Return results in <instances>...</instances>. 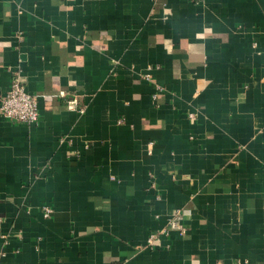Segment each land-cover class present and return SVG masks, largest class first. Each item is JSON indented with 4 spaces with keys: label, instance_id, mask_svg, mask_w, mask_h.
<instances>
[{
    "label": "crops",
    "instance_id": "1",
    "mask_svg": "<svg viewBox=\"0 0 264 264\" xmlns=\"http://www.w3.org/2000/svg\"><path fill=\"white\" fill-rule=\"evenodd\" d=\"M16 69L0 264H264V0H0Z\"/></svg>",
    "mask_w": 264,
    "mask_h": 264
},
{
    "label": "built area",
    "instance_id": "2",
    "mask_svg": "<svg viewBox=\"0 0 264 264\" xmlns=\"http://www.w3.org/2000/svg\"><path fill=\"white\" fill-rule=\"evenodd\" d=\"M74 104L75 99L70 101ZM84 111V109H80ZM0 116L8 119L11 122H23L27 124H35L39 119L38 96L30 93L26 89V78L22 74L21 69L14 70L11 78L9 89L0 98ZM123 120L119 119V123ZM43 215L49 217L53 211L49 205H43ZM183 212L177 210L172 214L169 225L158 232L157 236L161 234H168L171 231H178L180 234L186 232V227L183 223ZM1 223V219H0ZM156 233H151L149 241L155 237ZM3 256L0 252V258Z\"/></svg>",
    "mask_w": 264,
    "mask_h": 264
}]
</instances>
